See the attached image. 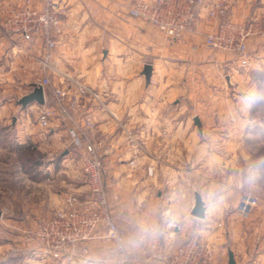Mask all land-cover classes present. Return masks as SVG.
<instances>
[{"label":"crops","instance_id":"crops-1","mask_svg":"<svg viewBox=\"0 0 264 264\" xmlns=\"http://www.w3.org/2000/svg\"><path fill=\"white\" fill-rule=\"evenodd\" d=\"M22 1L0 0V16ZM132 1L60 0L64 27L54 64L102 94L103 103L88 102L87 108L97 122L96 135L108 144L110 208L125 232L124 241L139 242L129 244L121 254L111 240L99 234L80 247L66 248L59 259L35 253L34 264H101L107 259L117 264H160L151 252L152 244L160 243L161 250L173 252L193 233L212 247L213 264H230V251L235 264H264V238L256 239L250 231L254 223L244 222L249 217L244 220L234 210L242 194L240 184L232 182L235 173L227 168L232 160L213 149L238 146L244 140L214 138L222 125L216 126L211 118L216 112L217 69L228 68L241 84L251 82L254 71H264V37L249 39L250 67L240 72L235 54L211 50L205 44L207 32L222 21L209 18L212 0L196 6L197 21L181 41L131 17ZM34 3L40 5L41 0ZM252 13L264 14V0H235L228 17L242 20ZM40 54L37 43L24 42L0 29V81L8 84L4 95L22 88L21 98L33 90L42 76ZM147 63L152 65L149 80L144 75ZM53 77L58 83L57 75ZM44 91L46 96L50 90ZM12 99L0 102V111ZM35 104H29L27 111ZM24 112L14 124L22 145L52 150L67 146L63 126L53 124L41 131ZM230 127L245 130L238 124ZM59 165H47L53 179L37 208L44 215L38 222L62 204L65 192L85 196L88 191L85 181L76 182L80 168L74 167L66 149ZM196 193L206 205L204 218L191 214ZM169 216L179 223L168 227ZM154 227L160 234L147 236L144 230Z\"/></svg>","mask_w":264,"mask_h":264},{"label":"built area","instance_id":"built-area-1","mask_svg":"<svg viewBox=\"0 0 264 264\" xmlns=\"http://www.w3.org/2000/svg\"><path fill=\"white\" fill-rule=\"evenodd\" d=\"M206 0H133L129 15L162 32L166 37L181 41L184 34L196 23V6ZM235 0H212L208 15L210 19H222L217 29L207 32L205 44L211 50H225L235 54L240 67L250 62L248 41L252 35L264 37V14L252 13L242 20L229 18ZM64 8L60 0H23L10 6L0 16V29L4 34L20 38L24 42L39 45L37 57L42 76L36 82L46 93L45 103L38 104V124L50 128L53 124L63 126L66 132L67 154L76 161L88 185L86 195L65 192L62 204L52 215L43 220L35 231L44 253L59 259L71 246L96 238L99 234L111 240L115 247L124 241L125 232L114 219L110 208L107 187V143L98 137L97 122L87 103H103L102 94L93 86L69 76L54 64L56 50L63 35ZM56 74L59 82H54ZM114 118L116 115L111 112ZM153 173V168H148ZM259 204L258 196L242 193L236 206L237 214L246 219ZM152 244L151 252L160 264H213L212 247L197 233L190 234L173 252ZM121 254L125 252L119 251ZM124 260V259H123Z\"/></svg>","mask_w":264,"mask_h":264},{"label":"rangeland","instance_id":"rangeland-1","mask_svg":"<svg viewBox=\"0 0 264 264\" xmlns=\"http://www.w3.org/2000/svg\"><path fill=\"white\" fill-rule=\"evenodd\" d=\"M251 37L259 36L252 35ZM25 51L30 53L28 48ZM248 67H250V62ZM248 67L238 66L237 69L241 72ZM251 72L253 73V70ZM254 73L256 74H252L251 82L241 84L240 80L232 78L228 68L217 69L216 112L211 118L216 126L222 125V130L215 131L214 138L244 140L238 146L220 147L217 145L213 149L220 151L217 154L221 153L232 160L227 168L235 173L232 182L234 185L240 184V193L250 192L258 196L259 204L253 209L249 218L244 219V222L254 223L250 231H253L256 239H263L264 71H254ZM13 84L18 88L20 85L22 86L20 83ZM7 85L6 81H0V102L8 103V99L13 97L11 104L5 106V111L3 109L0 111V209L3 212L0 220V264H34L33 254L40 253L49 256L43 252L41 244L35 236L36 229L42 223L38 221L44 216L42 211H38L37 208L42 203L43 196L48 191V186L53 179L52 173L46 168L49 163L53 162L55 166H62L59 165L62 154L65 149L68 152L70 147L67 145L52 150L50 148L40 149L33 145H22L14 124L18 122L22 110H26L24 114H29L36 125L39 105L35 104L28 111L27 107L23 109V106L18 102L22 88L18 89V92H15L17 89L14 88L15 90L12 89L10 94L4 95ZM24 85L23 89L28 90L29 85ZM232 124L244 126L245 130H231L233 127L230 125ZM40 128L43 131L41 126ZM73 162L77 169L78 164L74 160ZM254 166L259 169V175L253 183H249L247 176ZM75 180L76 182L81 181L83 184L85 181L82 173H78ZM234 210L236 211V206ZM260 248L262 249V247ZM253 250L256 251L258 248L254 247Z\"/></svg>","mask_w":264,"mask_h":264},{"label":"water","instance_id":"water-1","mask_svg":"<svg viewBox=\"0 0 264 264\" xmlns=\"http://www.w3.org/2000/svg\"><path fill=\"white\" fill-rule=\"evenodd\" d=\"M144 75L149 80L152 75V65L150 63L145 64L144 67ZM19 104H21L23 107H27L29 104H32L34 102H37L38 104L45 103V91L44 87L41 84H34L33 90L22 96L19 99ZM194 122L196 125H198L199 128L202 127V122L198 116L194 117ZM206 212V205L205 202L202 200V196L199 193L195 194V203L191 210V214L198 218H204ZM2 210L0 209V220L2 217ZM229 261L230 264H235L234 260V254L232 251L229 252Z\"/></svg>","mask_w":264,"mask_h":264},{"label":"clouds","instance_id":"clouds-1","mask_svg":"<svg viewBox=\"0 0 264 264\" xmlns=\"http://www.w3.org/2000/svg\"><path fill=\"white\" fill-rule=\"evenodd\" d=\"M259 175V169L257 167H253L250 169L249 174L247 176V181L249 183H253ZM179 223V221L177 220V218L175 216H169L166 220V224L168 227H172L174 225H177ZM145 234L149 237L152 236H157L160 234V229L158 227H154V228H148L145 229ZM139 240H127V241H119L117 243L116 249L115 251L119 252V251H123L125 250L129 244H135L138 243ZM101 264H117L116 261L112 260V259H107L101 262Z\"/></svg>","mask_w":264,"mask_h":264}]
</instances>
